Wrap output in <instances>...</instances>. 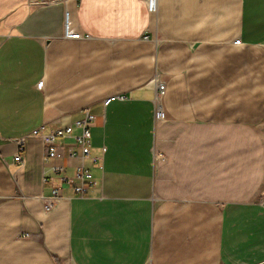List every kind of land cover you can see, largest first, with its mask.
<instances>
[{
    "label": "crops",
    "instance_id": "obj_1",
    "mask_svg": "<svg viewBox=\"0 0 264 264\" xmlns=\"http://www.w3.org/2000/svg\"><path fill=\"white\" fill-rule=\"evenodd\" d=\"M87 109L82 197L29 135ZM263 193L264 0H0V264H264Z\"/></svg>",
    "mask_w": 264,
    "mask_h": 264
},
{
    "label": "built area",
    "instance_id": "obj_2",
    "mask_svg": "<svg viewBox=\"0 0 264 264\" xmlns=\"http://www.w3.org/2000/svg\"><path fill=\"white\" fill-rule=\"evenodd\" d=\"M147 8L149 14H155L158 10V0H140ZM65 37L72 40H81L83 36L80 33H74L70 30L68 21L65 22L64 28ZM157 98L155 108V118L160 120L162 118V111L159 106V100L165 93V85L157 82ZM83 117L76 120L74 123L66 128L47 129L46 125H41L29 135V137L37 138L41 141L43 147V165L49 167V170L53 173V176L48 178L45 176L43 181H53L55 176H59L61 184L63 186H71L79 196H86L91 188L96 187V181L93 174L84 165L77 167L74 177L69 178L64 176L65 166L63 164L53 163L60 160H72L78 157L76 150L69 148L64 153L65 145L63 141L66 139H73L76 142V146L80 149V157L82 159L90 158L91 139L92 134L90 131L91 124L95 121L96 116L93 115L88 109L83 110ZM78 131V132H77ZM18 149L14 155V162L21 165L24 163L23 151L24 142L23 139L17 140ZM157 159V157H156ZM100 170H104V164L101 163ZM46 174V173H45ZM78 181V184H75ZM61 186L54 187L52 189V196L48 198L45 203V212H50L56 206L57 202L61 199ZM264 196V193L262 194ZM24 238H28L29 234H25Z\"/></svg>",
    "mask_w": 264,
    "mask_h": 264
}]
</instances>
